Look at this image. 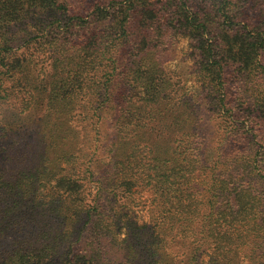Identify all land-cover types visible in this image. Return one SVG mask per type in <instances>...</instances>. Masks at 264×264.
<instances>
[{
  "label": "trees",
  "instance_id": "obj_1",
  "mask_svg": "<svg viewBox=\"0 0 264 264\" xmlns=\"http://www.w3.org/2000/svg\"><path fill=\"white\" fill-rule=\"evenodd\" d=\"M96 2L85 17L72 13L67 0H0V98L13 90L9 84L20 72H29L21 83L29 95L22 109L28 116L36 115L44 89L30 79L31 62L19 61L15 48L34 33L43 42L40 33H51L58 17H70L67 31L86 28L83 41L72 47H62L61 38L46 40L56 48V80L48 87L37 134L39 157L32 158L33 149L15 155L13 148L1 156L0 242L15 234L12 245H0V264H244L245 259L264 264V118L259 115L264 110V20L239 18L233 0ZM145 14L169 16L172 27L195 41L198 70L211 92L207 104L228 125L223 143L248 139L253 147L248 154L240 150L237 165L218 168L205 158L207 137L193 126L192 99L181 101L179 114L170 119L174 82L159 74L164 71L153 57L149 71L138 65L122 75L119 47L131 40L130 27L141 29L146 39ZM22 24L26 36L13 31ZM237 64L260 77L259 93L228 86L227 69ZM81 80L88 87L85 115L99 119L105 112L116 127L112 165L97 178L99 193L90 202L84 184L96 172L77 164L83 135L69 122L85 99L78 90ZM53 93L57 115L48 117ZM165 119L169 122L162 125ZM7 129L1 123L0 133L6 136ZM156 132L168 135L170 144L161 146ZM30 146L38 147L35 141ZM65 163L72 165L66 174ZM134 183L155 192L157 211L150 225L123 219L129 214L122 194ZM105 196L117 205L107 208ZM172 247L178 248L176 254ZM202 250H211L207 259Z\"/></svg>",
  "mask_w": 264,
  "mask_h": 264
},
{
  "label": "rangeland",
  "instance_id": "obj_2",
  "mask_svg": "<svg viewBox=\"0 0 264 264\" xmlns=\"http://www.w3.org/2000/svg\"><path fill=\"white\" fill-rule=\"evenodd\" d=\"M67 1V5L73 10L72 13H80L86 17L90 9H93L98 4L96 1L103 0ZM233 1L236 4L235 7L239 18L248 16V19L254 22L260 21L261 19L264 20V0ZM117 15L120 16L119 19L123 17L122 14ZM58 18L59 21L53 24L51 33H40L39 37H42L41 39L43 41L41 43L40 38H36L37 34L35 33L26 36L23 31L24 24L13 28L14 32L20 33L21 36H26V38L21 41V45H19L20 48L17 46L14 50L15 54H18L16 58H19V61L27 59L29 63L31 62L30 64L35 74L33 77H30V79H34L40 83L44 92L42 95L43 99L38 102L39 109L36 115L28 116L27 113H23L22 109L28 104L29 95L23 90L21 83L23 82V76L27 77L29 72L25 73V75L20 72V76L14 78L15 82L12 81L9 84V87L14 86L13 90L0 98V125L2 123L8 127L6 136L0 133V166H3L5 161V159L2 160L1 156L8 153L11 148L16 151L15 155H23L19 153L22 149H33L31 151L33 152V154H31L33 155V159L40 155L41 147L38 142L40 139H37V134L40 129L41 118L43 114H45L44 112L47 111L46 97H48V87H50L51 83L56 80L53 66L56 48H49L46 40L61 38V40L65 41V45L62 47H72L70 45L77 44L78 42L81 43L83 41V34L86 30V28H82V26L75 25L67 31L65 30L67 24L65 23L71 21L70 17ZM141 19L145 25L142 27L145 31L146 39H143V35H141V32L143 31H141V29L139 30L135 26L130 27L131 40L126 43V46L119 47L121 49L119 59L123 64L121 65V69L124 72L122 75L126 76L129 74L131 67L136 68L138 65H141V68H143L144 71H149L150 57H153L158 63L159 68L161 67V70L165 72H163L164 74L161 72L159 74L171 78L174 82V86L172 87L173 90L169 93V97H171L170 99L174 100L175 103V105L170 106V119H172L176 113L179 114L181 101L192 99L197 110V119L196 122L193 123V126L195 129H202L207 137V146L204 149L205 158H209L218 168L224 167L223 164L226 166H230L232 163L237 165V162H239L238 159L241 155L239 153L240 150L245 149L248 154L253 151V147L250 145L248 139H241L239 144L233 145H226L223 143L222 136H224L225 133L223 131L227 129L228 125L224 122L225 117H222L223 114L218 111L217 108L213 107V105L207 104V97L210 96L211 92L208 88L205 89V78L198 70L199 64L197 52L194 47L195 41L191 37L185 36L183 32L172 27L169 16L166 18H153L145 14ZM68 40H70L72 44L69 43ZM37 41L38 43H36ZM227 70L228 73L226 74V79L228 80V86L233 89V91L242 89L247 91L248 94L259 93V84L261 80L255 72V75L248 73V71L243 70L240 64L233 65ZM66 75L67 72H65L64 76ZM162 76H160L161 79H163ZM78 90L85 99L82 102L80 101L77 109H75L74 115L72 116V114H70L69 122L74 127L81 130L83 135L81 157L77 164L79 166L81 164V169L85 166V169H92L96 172V177L87 178L86 183L84 184V194L87 197V202H90L94 198H97L99 193L96 183L97 178L101 176V172L104 174L108 167L112 165L111 159H113V153L111 151L113 150V147L111 146V143L116 138V127L112 123V120L108 118L109 116L107 115L109 114H106L105 112L100 113L99 119L86 116V108L84 105L87 106L85 101L87 100L86 94L88 93V87L82 83V80L80 81V87ZM50 97H52V104H50L52 111H48V117L57 115L56 112L53 111V108L55 107L53 104V101H55L53 100L55 97L54 93ZM259 115L264 118V110H262ZM162 121L163 125L168 119ZM156 134L158 136L154 135V137L161 139V146H164L165 142L170 144L168 141L169 137H167L168 135H164L163 132V137H161V134H158V132H156ZM200 137H198V139L203 141ZM32 141H35V145H38V147L30 146ZM170 141L171 143H174L173 138ZM127 150L128 147H124V151ZM62 167L65 169L64 174H66L71 171L72 165L65 163ZM232 172H237L236 168H232ZM56 182L57 180L53 179L52 185H56ZM154 194L155 192L151 187L138 186L137 183H134L133 188L131 187L128 193L122 194V202H126L127 204V208L124 210L129 214L128 218L123 219L129 220L128 223L131 225L132 223L140 226L150 225L152 223L154 212L157 211V208L154 209L156 206V203L153 200ZM103 202L107 208H113L114 205H117L107 197ZM46 204L48 206L50 203L46 201ZM53 219L55 220L57 218L53 217ZM45 223L47 224L48 220H46ZM79 223L82 225V220ZM121 223L123 225L125 222L121 220ZM10 234L12 235H9L6 240H2L0 245H12L15 232L11 231ZM122 237H124V234H122ZM170 250L174 254L178 252L177 247H172ZM201 252H204L205 259H207V255L211 254V250H202ZM251 261L252 260L245 259L244 264H254Z\"/></svg>",
  "mask_w": 264,
  "mask_h": 264
}]
</instances>
